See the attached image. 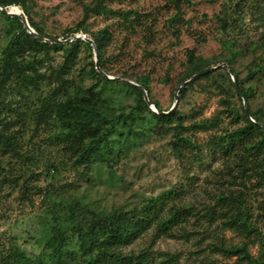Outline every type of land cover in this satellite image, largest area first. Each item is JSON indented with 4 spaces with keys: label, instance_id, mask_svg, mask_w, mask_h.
Returning a JSON list of instances; mask_svg holds the SVG:
<instances>
[{
    "label": "rangeland",
    "instance_id": "1",
    "mask_svg": "<svg viewBox=\"0 0 264 264\" xmlns=\"http://www.w3.org/2000/svg\"><path fill=\"white\" fill-rule=\"evenodd\" d=\"M94 1L31 0L28 7L47 35L66 41L71 38L65 39L66 30L81 22L83 7ZM188 2L181 3L179 19L173 20L176 10L168 0H102L112 11L137 12L139 23L130 29L121 17L93 14L84 23L86 37L104 28L111 34L104 56L107 76L128 84L140 77L147 79L151 100L162 110L173 105L179 79L188 66V52L203 59L209 68L231 60V68L243 79L252 59L251 45L264 41V0ZM3 23L0 16V51L5 45ZM223 42L232 44L231 51ZM62 54L60 50L37 53L36 68L42 76L37 87H29L24 95L16 90L3 94L0 115L17 138L21 157L0 154V247L14 239L20 249L38 254L43 245L53 242L54 224L45 214L49 205L45 191L51 199L76 198L109 211L139 207L176 186L181 192L172 202L189 209L187 220L174 227L170 236H157L155 228H150L122 248L124 254L141 256L146 264H247L238 255L219 251L243 245L252 258L264 261V153L227 157L208 151L212 137L239 125L232 110L246 105L264 116L262 86L244 81L242 85L252 92L249 103L244 104L233 92L210 89L206 79L192 85L178 105L184 125L214 117L220 122L216 129L191 134L200 148V163L195 161L196 152H184L177 160L169 147L170 133L158 130L153 122H142L110 139L109 158L119 155L112 170L103 164L84 167L76 164L55 138L52 124L37 125L33 118L40 101L56 87L54 74L64 62ZM77 54L70 73L63 77L87 89L94 83L82 73L89 68V52L81 48ZM92 54L94 61L93 50ZM11 86L14 88V83ZM128 104L132 97L124 93L110 96L109 108L114 114L121 105L127 112ZM234 214L245 217L256 231L228 227L226 222Z\"/></svg>",
    "mask_w": 264,
    "mask_h": 264
},
{
    "label": "trees",
    "instance_id": "2",
    "mask_svg": "<svg viewBox=\"0 0 264 264\" xmlns=\"http://www.w3.org/2000/svg\"><path fill=\"white\" fill-rule=\"evenodd\" d=\"M30 2L31 0H0V7L20 8L28 24L38 35L57 39L47 35L43 27L33 20L28 7ZM168 2L176 10V17L173 20L179 19L181 3H189L188 0H168ZM83 13L81 22L75 28L66 30L65 39L77 34H88L84 23L90 14L121 17L130 29L134 28L133 23H139L140 17L137 12L112 11L102 4V0H95L93 4L84 6ZM0 16L4 21L5 44L0 51V107L4 105L5 91L16 90L17 93L24 95L23 92L29 87H37L42 77L36 68L37 53L47 54L50 50L63 51L64 62L54 74L56 87L40 101L33 118L37 125L52 124L55 128V138L64 145V149L74 158V162L84 167L103 164L107 169L112 170L119 155L109 158L111 157V150L108 148L110 139L116 134L121 137L123 131L130 132L134 126H139L142 122H153L158 130L170 133L169 147L177 160L184 157V152H196L193 154L195 161L200 163V148L194 143L191 134L216 129L220 122L214 117L184 125V116L178 105L192 85L206 79L210 82V89L214 87L226 94L233 92L239 102L244 99L248 103L252 98V92L250 87L242 85L244 81L249 80L251 85L260 84L264 89L263 41L251 45L252 59L248 64L245 78L240 79L238 73L231 68V60L223 61V64H226L234 74L238 87L234 85L226 69L217 68L185 84L179 91L178 103L173 111L167 115L156 114L148 108L140 89L136 86L118 80H108L96 71L92 47L88 43L82 40L58 45L42 43L26 32L19 18L5 17L1 12ZM90 39L95 45L99 70L107 75L104 56L112 39L111 34L107 28H104L91 34ZM231 46L232 44L223 42V47L229 51ZM81 48L89 52L91 59L88 63L89 68L82 72L94 82L87 89L63 77L70 73L71 66L77 59V52L79 53ZM187 64V69L179 82L210 69L209 64L201 58H195L191 51L187 53ZM13 83L14 88L11 86ZM134 84L146 91L149 101L155 104L159 111H169L162 110L158 102L151 100L147 79L140 77L134 81ZM122 93L132 97V104H128L127 112L124 110L125 106L121 105L119 113L114 114L109 108L110 96L117 98ZM231 116L239 125L212 137L208 144L209 153L227 157L230 154L264 153V128L260 126L264 125L262 112L252 111L248 107V116L244 108L232 110ZM8 126L6 119L0 115V154L21 157L19 142L13 134H10ZM180 192L181 190L174 186L144 201L139 207L102 211L76 198L51 199L49 193L45 191L49 203L45 208V214L54 224L53 242L50 245H43L40 253L35 254L20 249L14 239L10 240L7 247H0V264H146L145 258L124 254L122 248L132 244L152 227L155 228L157 236H170L174 227L185 222L186 216L190 213L189 209L180 208L172 202ZM169 202H172L170 206L167 205ZM226 224L240 232L256 231L252 224L239 214H234ZM219 251L226 255H238L247 264H264L262 259L252 258L243 245L219 248Z\"/></svg>",
    "mask_w": 264,
    "mask_h": 264
},
{
    "label": "water",
    "instance_id": "3",
    "mask_svg": "<svg viewBox=\"0 0 264 264\" xmlns=\"http://www.w3.org/2000/svg\"><path fill=\"white\" fill-rule=\"evenodd\" d=\"M14 6H12L11 8H13ZM15 8V7H14ZM0 11L6 16V17H17L20 19L24 29H26V32L28 34H30L31 36H33L34 38L40 40L41 42H44V43H47V44H63L64 42H72L74 40H82L84 41L85 43H88L91 47H92V50H93V53H94V63H95V69L97 72H99L102 76H104L106 79L108 80H120L118 78H111L107 75H105L102 71L99 70V67H98V63H97V54H96V49H95V45L93 43V41L89 38V37H86L85 35L83 34H79V35H76L75 37L69 39V40H66V41H63V40H60V39H51V38H46V37H43V36H40L38 35L31 27L30 25L28 24V21L25 17V15L23 14V12L21 11L20 13L18 12H14V11H11V10H7L6 8L4 7H0ZM219 67H222V68H225L232 80V82L234 83V85L236 87H238V83L234 77V74L232 73V71L228 68V66L226 64H221L217 67H214V68H210V69H207V70H204L202 72H199L195 75H193L192 77H190L189 79L187 80H184L183 82H181L178 87L176 88V91H175V94H174V102H173V105L171 107V109L168 111V112H162V111H159L155 104L151 103L147 97V93L146 91L140 87L139 85H136L132 82H130V84H133L134 86H136L138 89H140L141 93H142V96H143V99L145 101V103L147 104V106L156 114H169L171 111L174 110V108L176 107L177 103H178V94H179V91L180 89L187 83L193 81L194 79H196L197 77L201 76L202 74L208 72V71H212V70H215ZM241 98L243 99V96H241ZM243 102L245 104V101L243 99ZM244 111H245V114L248 116V108L246 107V105H244ZM262 128H264V125H260Z\"/></svg>",
    "mask_w": 264,
    "mask_h": 264
},
{
    "label": "bare ground",
    "instance_id": "4",
    "mask_svg": "<svg viewBox=\"0 0 264 264\" xmlns=\"http://www.w3.org/2000/svg\"><path fill=\"white\" fill-rule=\"evenodd\" d=\"M11 11L20 13L21 11L17 7L10 8Z\"/></svg>",
    "mask_w": 264,
    "mask_h": 264
}]
</instances>
